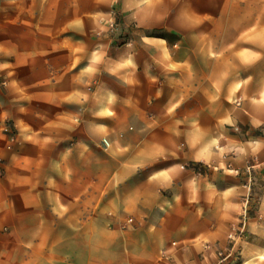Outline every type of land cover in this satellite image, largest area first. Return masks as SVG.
Returning <instances> with one entry per match:
<instances>
[{
  "label": "crops",
  "instance_id": "1",
  "mask_svg": "<svg viewBox=\"0 0 264 264\" xmlns=\"http://www.w3.org/2000/svg\"><path fill=\"white\" fill-rule=\"evenodd\" d=\"M240 19L226 45L224 0H0V264H264V15Z\"/></svg>",
  "mask_w": 264,
  "mask_h": 264
},
{
  "label": "rangeland",
  "instance_id": "2",
  "mask_svg": "<svg viewBox=\"0 0 264 264\" xmlns=\"http://www.w3.org/2000/svg\"><path fill=\"white\" fill-rule=\"evenodd\" d=\"M264 0H224V15H225V44L232 45L235 41L234 37L239 32L244 29V23L240 18L243 16L249 15H264V9L262 6ZM150 33V32H148ZM152 33V32H151ZM156 35H163L162 32H153ZM238 127V131H235L234 128L230 130V133L238 136L240 139H246V131L247 127L236 126ZM99 233V232H98ZM90 252H93L94 258H104V246H100V244L94 245V247L90 248ZM84 253V249L82 248V254Z\"/></svg>",
  "mask_w": 264,
  "mask_h": 264
},
{
  "label": "built area",
  "instance_id": "3",
  "mask_svg": "<svg viewBox=\"0 0 264 264\" xmlns=\"http://www.w3.org/2000/svg\"><path fill=\"white\" fill-rule=\"evenodd\" d=\"M109 28L112 30V31H116L118 29V26L116 23H111L109 25ZM235 131H238V127H235L234 128ZM254 161L255 160H252V161H248L243 169H234V173L236 176L238 177H244L243 178V181H242V186L249 192L250 189H251V173H252V168H253V165H254ZM228 166L230 167V164H228ZM240 224L238 225H234L228 236H227V239L228 241L231 243L230 244V248L235 245L234 243L237 242V240H239L240 236H241V233L242 231L240 230ZM175 243H172V246H174ZM203 250L208 252V251H213L214 254H215V257H216V262L215 263H212V264H227V261H228V252L226 250H220V249H216L214 248L213 246L209 245V244H203L202 246ZM163 258V262L164 264H174L172 262V259H171V256L169 253H164L162 255ZM203 264H210V263H203Z\"/></svg>",
  "mask_w": 264,
  "mask_h": 264
}]
</instances>
